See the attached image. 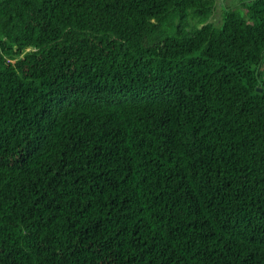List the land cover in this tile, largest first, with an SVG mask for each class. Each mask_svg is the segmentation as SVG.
I'll use <instances>...</instances> for the list:
<instances>
[{"label": "trees", "instance_id": "16d2710c", "mask_svg": "<svg viewBox=\"0 0 264 264\" xmlns=\"http://www.w3.org/2000/svg\"><path fill=\"white\" fill-rule=\"evenodd\" d=\"M214 1L0 0V264H264V0Z\"/></svg>", "mask_w": 264, "mask_h": 264}, {"label": "rangeland", "instance_id": "374dc122", "mask_svg": "<svg viewBox=\"0 0 264 264\" xmlns=\"http://www.w3.org/2000/svg\"><path fill=\"white\" fill-rule=\"evenodd\" d=\"M240 1L242 0H215L214 1L215 12L212 14L211 19L215 20L218 17L220 10L224 9L225 6L229 7V6L236 5Z\"/></svg>", "mask_w": 264, "mask_h": 264}, {"label": "water", "instance_id": "95a60500", "mask_svg": "<svg viewBox=\"0 0 264 264\" xmlns=\"http://www.w3.org/2000/svg\"><path fill=\"white\" fill-rule=\"evenodd\" d=\"M259 91V90H258Z\"/></svg>", "mask_w": 264, "mask_h": 264}]
</instances>
